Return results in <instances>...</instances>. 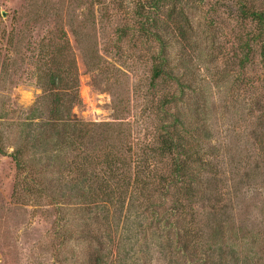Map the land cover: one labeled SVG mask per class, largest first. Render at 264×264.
Wrapping results in <instances>:
<instances>
[{"label":"rangeland","instance_id":"374dc122","mask_svg":"<svg viewBox=\"0 0 264 264\" xmlns=\"http://www.w3.org/2000/svg\"><path fill=\"white\" fill-rule=\"evenodd\" d=\"M64 37L78 76L73 117L122 125V157L135 171L156 130L176 122L200 156L198 192L212 191L194 212L206 232L222 221L220 246L202 236L195 256L179 251L157 215L185 197L171 187L145 196L134 187L89 206L26 194L9 154L22 124L37 122L28 120L41 95L37 57ZM263 40L234 0H0V264H264ZM155 62L164 72L153 80ZM51 153L24 157L57 195L71 176L48 166Z\"/></svg>","mask_w":264,"mask_h":264},{"label":"trees","instance_id":"16d2710c","mask_svg":"<svg viewBox=\"0 0 264 264\" xmlns=\"http://www.w3.org/2000/svg\"><path fill=\"white\" fill-rule=\"evenodd\" d=\"M234 1L239 4L242 18L255 22L258 31L264 36V7L255 8L252 0L250 5L244 3L248 0ZM64 39L60 40V46L42 51L37 57L40 67L35 71V82L41 95L36 99L32 115L28 118L37 122L22 124L28 128L27 133L21 144L9 154L17 174L25 184L26 194L32 193L36 198L56 196L59 205L77 200L81 205L89 206L95 205L100 199L110 200L115 194L132 192L134 187L135 192L142 196L159 191L166 194L165 188L171 187L186 199L173 200L166 211L170 212L169 215H157L159 221L164 220L171 226L169 230L173 228L179 251L187 254L188 258L195 256L202 236L206 242L209 236L215 246H220L224 227L222 221L215 218L217 212L212 210L209 213L215 218V228L210 232H206L208 225L202 223L199 220L201 217L198 218V213L194 212L197 200L203 202L211 199L212 191L206 188L208 193L202 196L195 186L198 177L192 173L193 165L201 160L199 153L188 147L182 129L173 120L162 129L160 126L154 140L143 149V158H140L137 170H133L121 153L122 136L126 134L122 125L114 127L105 123H87L73 117V108L80 105L78 76L70 44L66 37ZM260 55L264 60V40ZM162 72V66L155 62L153 80ZM39 148L52 151L48 166L62 165L71 176L69 186L60 188L57 195L54 192L47 193L40 179L33 177V170L24 157L28 149ZM4 154L0 145V155ZM25 173L29 174L24 178ZM131 174L135 177H131ZM142 180L145 185H149V189L141 186ZM171 216H175L172 218L176 220L171 221ZM63 227L66 229V226ZM80 230L84 233L81 224ZM174 241H171V246ZM202 264H206L205 260Z\"/></svg>","mask_w":264,"mask_h":264}]
</instances>
